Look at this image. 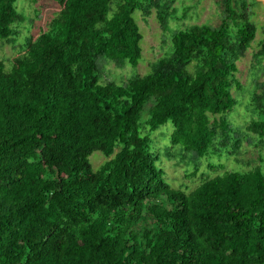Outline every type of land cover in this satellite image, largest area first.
I'll list each match as a JSON object with an SVG mask.
<instances>
[{"label": "trees", "instance_id": "obj_1", "mask_svg": "<svg viewBox=\"0 0 264 264\" xmlns=\"http://www.w3.org/2000/svg\"><path fill=\"white\" fill-rule=\"evenodd\" d=\"M16 1L0 0V47L26 20ZM51 1L46 29L0 58V264H264V40L250 86L237 77L253 5L221 0L219 25L186 26L202 0ZM136 11L161 32L144 75ZM107 67L131 73L103 82ZM166 123L159 149L150 133ZM244 147L258 164L204 166ZM162 159L198 184L172 187Z\"/></svg>", "mask_w": 264, "mask_h": 264}, {"label": "rangeland", "instance_id": "obj_2", "mask_svg": "<svg viewBox=\"0 0 264 264\" xmlns=\"http://www.w3.org/2000/svg\"><path fill=\"white\" fill-rule=\"evenodd\" d=\"M195 1L196 0H177L175 2V7L179 8L182 5H194ZM247 1L253 5L254 17L252 21L256 29V38L252 42L251 48L247 50L246 55L237 62V77L241 84L249 87L252 77L251 68L254 63L253 57L260 48V42L264 40V0ZM14 6L18 13H22L26 17V20L22 22V24L18 25L17 28L20 29L21 34L15 39V41L4 43L0 47V58L4 59L6 63H8V60L17 54L20 47L19 45L24 40V36L32 35L36 37L41 31L46 29L49 19L60 10V7L51 0H39L36 4H31L29 0H17ZM222 11L223 6L221 4V0H202L198 4L197 8L190 12L191 19L185 20L184 25L210 24L217 26L220 24ZM133 18L137 22L140 33L143 36L140 43L143 49V56L136 71L139 75H144L149 72L150 63L161 55V32L154 14L148 19H143L140 16V12L136 11L133 14ZM29 21H33V24ZM28 27H30L29 30H27ZM130 73V69L117 70L107 67L102 81H114L119 83L126 80ZM246 99L247 98H245L244 101ZM145 117L146 113L143 114L142 119H145ZM234 119L236 123L240 124L248 121V114L245 111L244 106L237 109ZM172 130V124L166 123L158 130L150 133V138L153 140V146L161 149L169 144V138ZM89 159L94 170H97L98 167L105 161L99 152L93 153ZM208 159L209 158H206L204 160V166L209 161L215 163L220 161L226 165V169H239L244 167V164L242 163L243 160L248 161L251 164H258V151L255 148L244 147L242 155L238 158L241 162L235 161L233 157H229V159H227L226 156L221 159H218L217 157H212L210 160ZM159 165L165 172L166 181L174 188L186 187L187 189H191L199 182V173L196 175L197 177L195 176V178L186 177V175L189 174V171L182 165H176L174 161L162 159V163ZM201 171L207 172L209 177L214 176L212 172L206 171L204 167Z\"/></svg>", "mask_w": 264, "mask_h": 264}]
</instances>
